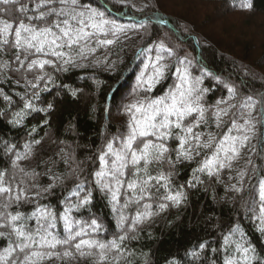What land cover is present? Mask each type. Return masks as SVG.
<instances>
[{"label":"snow or ice","instance_id":"snow-or-ice-1","mask_svg":"<svg viewBox=\"0 0 264 264\" xmlns=\"http://www.w3.org/2000/svg\"><path fill=\"white\" fill-rule=\"evenodd\" d=\"M251 8L250 2L241 4L242 10ZM148 23L141 20L121 25L94 7L92 0H0V83L11 79L7 73L15 72L22 76L26 89L21 97L23 107L12 113L8 123L18 126L31 112L46 114L53 109L50 103L39 108L33 101L55 86L54 73L87 67L111 70L115 61L109 56L121 36L132 29H146ZM156 23L166 25L167 21L161 17ZM101 50L102 55H97ZM137 55L143 59L135 86L118 106L125 122L98 147L95 160L99 167L90 171V179L81 176L82 162L75 163V158L65 153V164L71 160L75 167L65 174L48 168L50 183L41 186L36 183L41 174L20 164L31 158L34 145L41 141L26 142L23 152L15 151V145L6 146L11 163L10 171L8 165L0 170V239L7 243L0 248V264H79L86 259L91 264H132L129 258L136 254L126 241L136 240L139 227L153 217L186 202L184 185L174 190L171 179L176 165L183 162L197 165L188 188L205 184L202 176L209 184H223L225 197L221 199L236 203L239 198L243 212L237 211V216H247L264 235V164L258 167L249 157L244 168L236 167L254 138L264 147V100L257 118L253 114L257 100L243 92V81L238 87L214 73L202 58L182 56L163 39L150 42ZM169 79L172 84L162 94H155ZM206 79L227 90L226 96L211 105L206 103L211 91L204 87ZM71 95L75 98L77 91L72 90ZM3 98L11 103L9 96ZM225 127L226 131H221ZM170 140L178 141L175 149L168 146ZM165 164L170 171L163 170ZM153 168L157 169L155 175ZM73 178V187L60 202L62 211L39 204L44 195L54 194L57 188L64 190ZM153 188L157 192L164 189L159 197L163 202L155 211ZM94 192L104 197L116 216L120 232L112 239L101 238L104 230L98 217L82 220L72 215L93 203ZM33 201L36 204L31 212L19 210ZM131 205L137 208L130 217L127 209ZM60 226L62 233L57 230ZM245 237L236 220L222 231L219 247H211V257L205 255L207 241L188 249L186 256L194 264L205 259L209 264H264V255ZM141 255L148 264V254ZM218 255L219 261L212 258ZM167 264L178 262L173 257Z\"/></svg>","mask_w":264,"mask_h":264},{"label":"trees","instance_id":"trees-1","mask_svg":"<svg viewBox=\"0 0 264 264\" xmlns=\"http://www.w3.org/2000/svg\"><path fill=\"white\" fill-rule=\"evenodd\" d=\"M178 1L181 2V7L173 6L171 9L173 3ZM245 2H250L252 8L245 11V19L237 25V29L229 28L224 34L206 33L205 28L210 27L212 19L216 16H228L238 10L244 11L241 4ZM194 3L204 7L214 5L216 9L197 16ZM92 5L106 11L109 18L121 25H133L141 20L150 23L146 29H132L126 36H121V42L112 48L109 56L110 60L115 61V67L111 70L87 67L54 73L55 86L41 92L39 99L33 101L39 108H45L50 103L53 109L46 114L31 112L18 126L8 123V120L13 112L23 107L21 97L25 96L26 89L21 75L7 73L11 79L0 83V170L8 165L10 171V157L5 153L7 145H15V151L23 152L26 142L40 140V144L34 145L31 158L20 161L21 167L26 170L35 169L41 174L36 183L41 186L50 183L48 168L53 173L65 174L79 162H82L81 167L84 169L81 176L89 177L90 171L99 167V161L95 160L98 147L125 122V117L118 112V106L135 86L143 59L137 53L150 42L160 39L174 47L182 56L186 54L190 58H202L214 73L238 87L243 81V92L257 100L253 114L259 118L261 101L264 100V0H92ZM161 17L167 21L166 25L156 23ZM102 52L103 50L97 55H102ZM47 70L52 72V69ZM28 78L33 77L29 74ZM17 80L20 81L19 84L16 83ZM171 84V79L166 80L155 89V94H162ZM204 87L211 89L206 97L208 105L227 95V90L222 85H216L211 80L206 79ZM72 90L77 91L75 98L71 95ZM30 91L28 90L29 94ZM4 95L11 98V103L4 100ZM46 119L47 124L44 123ZM212 131L216 129L213 127ZM221 131H226V127ZM177 144L176 140L168 142L172 149ZM61 149L64 151L61 152ZM261 152H264V147L254 138L249 151L245 153V159H241L236 167L244 168L249 157L258 167L261 166L264 164V156L259 155ZM65 153L73 156L75 163L70 160L66 165ZM172 156L175 158L174 151ZM201 158L197 157V160ZM196 166L195 162L177 164L171 178L174 190L184 185L186 202L180 208H169L153 217L150 222L139 227L136 240L126 241L128 248L136 254L129 258L132 264H144L142 253L148 254V264H167L173 257L178 264H194L186 256V252L204 241L209 245L205 255L211 257V247H219L222 231L236 220L240 221L241 228L246 233L245 238L255 246L257 253L264 255V235L257 232L255 223L247 216H237V211L243 212L239 198L236 203L230 199H221L225 197L224 185L214 182L209 184L206 176L201 177L205 184L195 188L187 187ZM163 170L168 172L171 169L165 164ZM156 171L153 168L152 174L155 175ZM223 179L227 182L226 172ZM74 183V178L69 179L64 190L57 188L54 194L44 195L39 204L52 207L57 212L62 211L60 202ZM151 191L154 197L151 203L155 211L156 205L163 202L159 197L164 194V189L160 188L157 192L153 188ZM93 195L91 205L72 215L82 220L98 217L104 230L101 238L112 239L120 232L116 216L100 193L94 192ZM35 204V201L25 203L19 210L31 212ZM136 208V205H131L127 209L130 217L135 214ZM57 230L62 233V226ZM6 243L7 241L0 239V248ZM212 258L219 261V255ZM79 264H91V261L86 259ZM195 264H209V260Z\"/></svg>","mask_w":264,"mask_h":264},{"label":"rangeland","instance_id":"rangeland-1","mask_svg":"<svg viewBox=\"0 0 264 264\" xmlns=\"http://www.w3.org/2000/svg\"><path fill=\"white\" fill-rule=\"evenodd\" d=\"M178 3H180V4H178ZM194 5H195V11H196L197 16L199 14L205 15L206 13H209L212 10L216 9V8H214V5H212L210 7H204V6H201L197 3H194ZM173 6L174 7L175 6L181 7V2L178 1L177 3H173V5L171 6V9ZM244 19H245V10L244 11L238 10V11H236V12H234L228 16L226 15L222 18H220L219 16H216V18L214 20L212 19L210 27L205 28L206 33L209 35H211V33L212 34H214V33L215 34H217V33L224 34L226 32V30L229 28L237 29L238 28L237 25H239L242 22V20H244Z\"/></svg>","mask_w":264,"mask_h":264}]
</instances>
